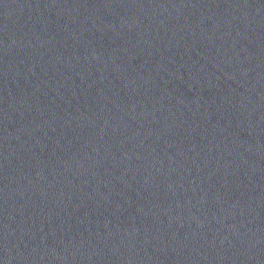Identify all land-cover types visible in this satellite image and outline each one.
Returning <instances> with one entry per match:
<instances>
[{
	"label": "water",
	"instance_id": "obj_1",
	"mask_svg": "<svg viewBox=\"0 0 264 264\" xmlns=\"http://www.w3.org/2000/svg\"><path fill=\"white\" fill-rule=\"evenodd\" d=\"M0 264H264V0H0Z\"/></svg>",
	"mask_w": 264,
	"mask_h": 264
}]
</instances>
